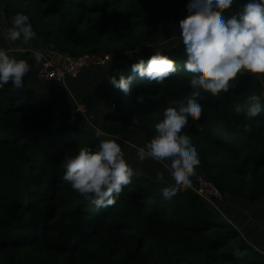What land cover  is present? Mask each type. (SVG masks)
I'll return each mask as SVG.
<instances>
[{"label": "trees", "instance_id": "trees-1", "mask_svg": "<svg viewBox=\"0 0 264 264\" xmlns=\"http://www.w3.org/2000/svg\"><path fill=\"white\" fill-rule=\"evenodd\" d=\"M243 2L233 0V10ZM187 3L0 0L6 26L17 13L29 15L37 33L32 43L45 53L111 55L107 66L90 67L76 78L90 69L102 73L109 101L99 127L109 135L97 138L95 130L70 120L65 85L38 81L41 62L28 46L14 45L10 55L31 67L23 89L9 82L0 90V264H264V252L190 187L165 200L161 189L172 183L136 170L115 204L97 208L62 179L65 154L95 150L101 139L135 132L148 142L164 110L191 98L179 28L189 15ZM159 30L174 33L178 44H157ZM155 53L172 58L177 68L160 85L137 75L127 94L112 86L109 77L130 75L133 63ZM234 85L220 96L201 91V118L185 130L201 160L194 180L201 175L212 181L224 196L223 207L230 198L251 205L264 199V88L248 73ZM251 95L262 103L253 118L247 116ZM238 104L241 113L235 111Z\"/></svg>", "mask_w": 264, "mask_h": 264}, {"label": "clouds", "instance_id": "clouds-1", "mask_svg": "<svg viewBox=\"0 0 264 264\" xmlns=\"http://www.w3.org/2000/svg\"><path fill=\"white\" fill-rule=\"evenodd\" d=\"M186 7L189 15L180 20L179 28L184 46L183 67L192 76V96L186 103L178 102L164 110L163 119L155 124L156 135L144 146L133 145L140 162L154 160L167 171L172 184L161 189L165 200L191 187V177L201 164L196 146L185 134L189 121L201 118V91L220 96L230 92L234 81L245 73L264 78V0H244L235 10L233 0H188ZM0 38L13 45L28 46L37 64L45 61V50L32 43L37 40V33L28 14L17 13L10 18V26L0 25ZM13 51L11 47H0V90L9 82L12 88L23 89L30 71L26 60L10 55ZM176 71L172 58L155 53L147 61L141 58L133 63L130 75L121 73L119 79L111 76L109 81L127 94L137 75L160 85ZM248 101L247 116L253 118L261 111V97L251 95ZM243 110L239 104L235 108L237 113ZM134 123L139 121L134 119ZM108 135L95 128L97 138ZM62 163V179L97 208L115 204L137 174L115 138L101 139L95 150L85 147L75 155L65 154ZM156 181L166 183L164 171L157 172Z\"/></svg>", "mask_w": 264, "mask_h": 264}, {"label": "rangeland", "instance_id": "rangeland-1", "mask_svg": "<svg viewBox=\"0 0 264 264\" xmlns=\"http://www.w3.org/2000/svg\"><path fill=\"white\" fill-rule=\"evenodd\" d=\"M0 25H6L1 17ZM154 38L157 44L160 45L172 44V47H174L178 44L177 42H174V33L171 34L165 30H159ZM1 40L4 48L15 47L3 38H1ZM19 47L24 48L22 45H19ZM87 72L90 74L89 81L82 79V77L80 79H67L64 84V91L65 94L68 95L70 101V120L84 128L95 130L96 127H99V122L102 120L103 108L109 101V97L103 82V76L100 77L102 73L100 71L92 72L91 69L87 70ZM254 76L257 77L264 88V78H260L258 74ZM75 102L86 103L87 112L85 115L73 112L72 108ZM114 138L121 144L127 162L137 170V172L156 181L157 172L164 171L166 182L172 183L167 171L156 161L145 160L140 162L137 159L136 147H133V145L141 147L145 145L147 141L145 140L143 133L135 132L126 136H116ZM195 174L191 177L192 183ZM224 202V207L220 205L219 213L221 216L225 217L230 222H234L242 232V235L251 242L257 250L264 252V199L252 205L232 198L227 199Z\"/></svg>", "mask_w": 264, "mask_h": 264}, {"label": "built area", "instance_id": "built-area-1", "mask_svg": "<svg viewBox=\"0 0 264 264\" xmlns=\"http://www.w3.org/2000/svg\"><path fill=\"white\" fill-rule=\"evenodd\" d=\"M111 61L108 53H85L82 55H64L61 63L45 58L35 71L36 79L42 83L56 82L65 84L67 79H76L80 73L90 67H105ZM74 112L85 115L87 105L85 102H75ZM214 210L220 212V205L224 196L219 188L204 176H197L190 187Z\"/></svg>", "mask_w": 264, "mask_h": 264}, {"label": "crops", "instance_id": "crops-1", "mask_svg": "<svg viewBox=\"0 0 264 264\" xmlns=\"http://www.w3.org/2000/svg\"><path fill=\"white\" fill-rule=\"evenodd\" d=\"M45 58L50 59V60H52L53 62H56V63H61L62 60H63V56L62 55L57 54L55 52H51V51H48V52L45 53ZM88 72L84 73L82 76H80V78L82 77V79H85L86 81H89L90 80L89 79L90 74H88ZM100 77H101V75H100Z\"/></svg>", "mask_w": 264, "mask_h": 264}]
</instances>
